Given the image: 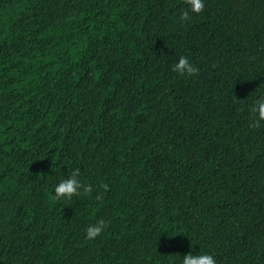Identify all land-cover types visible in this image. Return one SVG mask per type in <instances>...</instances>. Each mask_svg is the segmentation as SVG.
Instances as JSON below:
<instances>
[{
    "label": "trees",
    "instance_id": "trees-1",
    "mask_svg": "<svg viewBox=\"0 0 264 264\" xmlns=\"http://www.w3.org/2000/svg\"><path fill=\"white\" fill-rule=\"evenodd\" d=\"M187 8L0 0V264H264V0Z\"/></svg>",
    "mask_w": 264,
    "mask_h": 264
},
{
    "label": "clouds",
    "instance_id": "clouds-1",
    "mask_svg": "<svg viewBox=\"0 0 264 264\" xmlns=\"http://www.w3.org/2000/svg\"><path fill=\"white\" fill-rule=\"evenodd\" d=\"M188 8L181 13L180 19L186 21L189 19V12L199 14L205 9V0H186ZM172 71L180 76L192 77L198 74L199 69L184 55L172 65ZM253 114L250 126L259 128L261 121H264V95H258L248 106ZM81 172L79 168H73L71 173L64 178H60L54 184V201H71L73 197L79 198L82 195H88L92 192V186L80 179ZM106 187V186H105ZM99 200L100 198L97 197ZM108 222L98 219L94 224H89L85 229V239L94 240L100 236ZM180 264H217V260L209 252L194 253L189 251L182 256Z\"/></svg>",
    "mask_w": 264,
    "mask_h": 264
}]
</instances>
